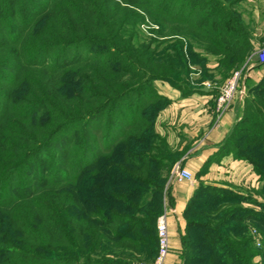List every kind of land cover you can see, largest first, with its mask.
Returning <instances> with one entry per match:
<instances>
[{"label":"trees","instance_id":"trees-1","mask_svg":"<svg viewBox=\"0 0 264 264\" xmlns=\"http://www.w3.org/2000/svg\"><path fill=\"white\" fill-rule=\"evenodd\" d=\"M237 1L213 4L223 18ZM194 2L0 0V264H132L150 250L177 161L162 154L169 148L155 123L163 107L153 103L164 97L152 83L184 94L202 86L188 83L194 33L227 66L245 54L237 44L246 31L195 20ZM148 25L158 27L151 36ZM248 110L227 138L244 135V159L264 181V94L246 101ZM212 196L204 205L217 207L205 221H186L182 264H264V213L242 218ZM233 218L257 222L261 249Z\"/></svg>","mask_w":264,"mask_h":264},{"label":"rangeland","instance_id":"rangeland-1","mask_svg":"<svg viewBox=\"0 0 264 264\" xmlns=\"http://www.w3.org/2000/svg\"><path fill=\"white\" fill-rule=\"evenodd\" d=\"M194 1V3L198 4L196 7V12L194 14L195 20L198 17H205L206 19L211 18L214 25H216V21L219 20L223 23V25L218 28L220 29L219 31H225L227 34L236 33L234 28L237 26H241V28L246 31V41L241 40V42H239L240 44H237L238 46H242L245 48V54L242 58V61L237 65H234L233 67H230L229 65L227 66L225 64V55L223 53H218L219 51H216V47L213 46V43L195 36V33L194 46L193 48H188V50H191V52L194 53V65L192 69V71H194V74L190 75L188 83L193 86V82L201 81L202 86L209 87L214 91V112L215 116L218 119L221 118L229 110L228 109L221 116L216 112L215 108L220 89L235 75V73L240 72V74L242 75L240 81L241 83L239 84V91L235 97L234 102L240 100V102H242L244 105V110L241 118L238 119V121H236L230 129L229 132L231 133L233 132V129H237L238 127L243 126L241 119L250 111L248 110L245 113L246 101H256L260 94L261 96L262 94H264V88L261 89V86L264 85V64H260L257 61V51L264 45V0H238L231 6L230 4L226 3L225 5H228V8H225V11L223 12V18L219 17L220 13L217 12L220 8L219 6H215V4H213L214 0ZM226 17H231V19L227 18V20L224 21ZM234 22H236V24ZM231 28H233V31L231 30ZM153 29L157 30L158 27L155 25L142 26V31L146 36H151L153 34ZM228 43V40L221 41V44H223V48H226V44L228 45ZM205 73L207 76L206 78L204 75ZM163 82L169 84L168 82L163 80H155L152 83L151 89L154 91L157 98L162 96L159 90L161 89L160 85L163 84ZM164 99L167 98L164 97ZM164 99H157L153 103V108H166L169 105L170 101ZM250 113H254V111H251ZM230 136L231 140H228V138H226L221 143V145H219V151L222 152V155H214L211 158L210 166L214 164V166L212 167L217 168V171L209 172V166L206 165L200 171L191 173L193 176V180L188 184H193L194 191L196 190L197 193L200 194L201 191L204 192H202L201 195L198 196V199L194 200L193 194L191 198H189L184 209V212H186L184 216L185 225L187 220L205 221V219L210 216V214H212L211 211L215 207H217V204L215 207L212 205V207L207 205H210L209 201L213 199L212 195L216 192L219 195L224 196L223 201L221 202L222 204L219 207L226 206L227 208L238 209L236 213L239 211L238 216H242V218L246 217L247 213L245 211H247L248 209L251 210L250 213H264V208H262L261 205L262 203H264V181L254 171L252 164H250L248 160L244 159L247 153L244 149L243 144L245 140L244 135H235L234 137L232 135ZM162 138L167 142L169 148V150H163L162 154L165 156L167 155V153H169L167 151H170V154L176 156V160L179 163L182 152L180 153L179 151L173 149L169 145L166 138ZM226 141H229V145L227 148H223L227 144ZM233 146H236L237 148L234 149ZM229 156H231V158L234 160L245 163L248 167L246 172L242 171L241 167H238L239 169H237L231 168L229 164L226 165L223 161L224 158H227ZM221 161L223 162L222 165L220 164ZM215 164H217V166H215ZM175 166L173 165L171 170L169 171L166 184L161 194L162 213L157 217L156 224L159 217L163 214H166V211L171 204V199L168 192V182L172 180V172ZM219 169L221 171H219ZM182 184L186 185V183ZM129 185L130 184H126V186ZM205 203H207V205H204ZM229 223L230 225H238L240 227L248 225L249 232L254 237L256 248L261 249L263 245L262 237L259 235L260 231L258 229L257 222H251L250 220L237 222L233 218V220H230ZM198 231L199 232L197 235H202L201 233H203V231ZM154 236L155 240L153 242V245L150 247V250L148 251L145 248L141 254L136 253L134 255V258H137V260H133L131 262L132 264L152 263L155 260L158 252L156 247L157 231ZM197 237H199V243H202L200 239L201 237ZM256 261H260V259L256 258L255 262Z\"/></svg>","mask_w":264,"mask_h":264},{"label":"crops","instance_id":"crops-1","mask_svg":"<svg viewBox=\"0 0 264 264\" xmlns=\"http://www.w3.org/2000/svg\"><path fill=\"white\" fill-rule=\"evenodd\" d=\"M204 87L194 86V90L184 94L182 90L165 82L160 85V94L170 103L157 115L155 129L158 135L166 138L173 149L182 152L179 163L176 161L174 164L176 165L174 169L180 167L196 173L208 165L209 172L217 171V168L212 167L214 164L210 166L211 158L214 155H222L219 145L227 138L232 126L242 116L244 105L238 100L218 119L214 112V91L209 87H205L207 90L204 91L202 90ZM223 162L226 165L229 164L231 168L241 167L245 172L248 168L245 163L234 160L231 156L224 158ZM223 162L221 161L220 164L222 165ZM168 183L171 204L166 215L170 251L166 264H182V236L185 233L184 209L194 193V186L188 184V181H180L176 176H173Z\"/></svg>","mask_w":264,"mask_h":264},{"label":"built area","instance_id":"built-area-1","mask_svg":"<svg viewBox=\"0 0 264 264\" xmlns=\"http://www.w3.org/2000/svg\"><path fill=\"white\" fill-rule=\"evenodd\" d=\"M257 61L260 64H264V45L257 51ZM241 78L242 75L240 72L235 73V75L220 89L215 108L220 116L223 115L234 102L239 91ZM173 176H176L180 181L191 182L193 180L191 172L180 167H176L173 170L172 177ZM157 241L158 252L155 260L152 263L138 264H166L170 251L168 220L166 214L160 216L157 221Z\"/></svg>","mask_w":264,"mask_h":264},{"label":"water","instance_id":"water-1","mask_svg":"<svg viewBox=\"0 0 264 264\" xmlns=\"http://www.w3.org/2000/svg\"><path fill=\"white\" fill-rule=\"evenodd\" d=\"M202 90H204V91H205V90H207V88H205V87H204Z\"/></svg>","mask_w":264,"mask_h":264}]
</instances>
